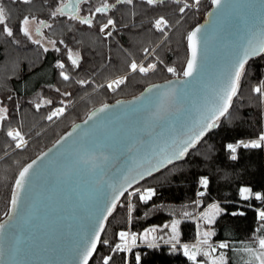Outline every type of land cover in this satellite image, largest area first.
I'll return each mask as SVG.
<instances>
[{
    "label": "trees",
    "instance_id": "1",
    "mask_svg": "<svg viewBox=\"0 0 264 264\" xmlns=\"http://www.w3.org/2000/svg\"><path fill=\"white\" fill-rule=\"evenodd\" d=\"M59 1L0 3L5 10V20L0 23V104L6 109L0 123V220L9 212L13 183L20 169L74 122L100 104L134 96L151 83L182 75L188 57L187 34L211 6V0H200L198 5L188 0L192 6L180 13L183 3L177 0L153 5L147 0H133L131 4L108 0L114 7L92 16L103 0H86L79 15L92 19L88 25L68 15L53 17ZM25 16L45 21L44 33L56 42L54 48L22 42L25 35L20 23ZM161 16L168 24L157 29L154 22ZM108 19L114 26L103 34L100 28ZM5 26L12 30L11 36L3 31ZM132 61L156 67L145 73L133 72L129 68ZM167 67L174 68L175 73L168 72ZM121 74H125L124 83L109 88L107 81ZM262 84L264 53L246 62L237 93L218 125L181 161L141 180L123 195L107 218L88 264H103L106 255L112 257L110 264H137V254L140 264H195L180 247L174 250L169 244L138 245L116 252L113 248L121 241V231L161 224L171 218L166 207L192 205L196 200L200 210L213 202L223 209L213 223L212 240L226 242V264H247L236 256L243 248L252 250L254 233L264 230V220L258 216V210L264 209V145L245 148L239 144L236 160L231 159L233 154L227 145L259 140L264 133V98L253 91ZM37 91L48 103L36 108L31 97ZM59 107L64 111L49 120L47 117ZM9 130L21 133L23 147H16V140L7 135ZM202 178H207L206 186L200 183ZM242 186L250 188V198L241 200ZM145 189H152L153 195L142 201L140 194ZM256 193L261 198H255ZM130 205L134 206L131 211ZM179 229L180 241L195 240L193 220L182 219Z\"/></svg>",
    "mask_w": 264,
    "mask_h": 264
},
{
    "label": "water",
    "instance_id": "2",
    "mask_svg": "<svg viewBox=\"0 0 264 264\" xmlns=\"http://www.w3.org/2000/svg\"><path fill=\"white\" fill-rule=\"evenodd\" d=\"M83 1L65 3L75 8ZM65 13L74 14L67 8ZM198 26L201 32L197 34L198 70L194 77L186 78L182 73L151 83L134 96L92 108L20 169L41 157L30 170L37 173L31 185L20 190L17 207L13 210L10 203L9 212L0 220L5 224L0 232V264H79V250L90 241V230L98 228L104 209L119 193L120 186L126 189L124 195L141 180L181 161L214 129L205 132L183 157L163 165L158 163L171 153L175 143L188 138L218 102L236 54L250 40H258L264 29V5L261 0H231L224 11L217 12L211 4L204 18L189 32ZM186 43L188 60L187 37ZM258 55H250L247 61ZM184 81L189 83L183 84ZM154 84L161 87L145 93ZM141 93L150 100L141 97ZM135 97L141 99L134 100ZM104 105L109 107L89 119L92 112ZM145 169L150 175L141 179L137 173L142 174ZM126 176H134L135 183L131 179L125 183ZM251 195V190L244 196L240 192L241 200ZM106 220L103 219L104 227Z\"/></svg>",
    "mask_w": 264,
    "mask_h": 264
},
{
    "label": "snow or ice",
    "instance_id": "3",
    "mask_svg": "<svg viewBox=\"0 0 264 264\" xmlns=\"http://www.w3.org/2000/svg\"><path fill=\"white\" fill-rule=\"evenodd\" d=\"M25 2H28V0H25ZM120 2H126L128 4H131L133 0H117V3ZM158 2H163V0H147V3L149 5L156 4ZM200 0H192L193 4L198 5ZM231 0H211L212 6L216 9L217 12L224 11L230 4ZM262 5H264V0H261ZM177 3H183V7L179 8L180 13H184L185 9L189 8L192 6V4L188 3V0H177ZM114 7V5L109 4L108 0H103L102 4L95 9V12H93L91 15L95 16L96 13H105L107 12L110 8ZM65 8L69 9V11L73 12V19H79L80 23L82 24H92V19L90 17H85V18H80L78 15L75 13H78L79 11V3H77L76 7L73 8L72 4L70 3H61L60 6H58L52 13L51 15L55 17L56 15H64L65 14ZM214 15V13H209V16ZM33 21L35 20V17L31 18ZM5 20V10L0 7V23H2ZM30 18L28 16H25L23 20L21 21V31L26 35L30 36L29 28L27 25L29 24ZM40 24H44L43 21H40ZM168 24V21L163 17H159L158 19L155 20L154 26L157 29H162L164 26ZM110 25L114 26V21L112 19H108L106 24H103L100 28V31L103 32L105 29H107ZM46 26V25H45ZM3 31L7 33V35L11 36L12 30L8 28L7 26L4 27ZM201 32V27H196L194 30L188 33L187 35V41H188V48H189V58L187 60L186 67L183 71V76L186 78L189 77H194V73L197 72L198 70V65H197V56H198V40H197V34ZM111 33H109L110 35ZM37 43L39 41H36ZM145 52H148V49H144ZM260 53H264V29L261 30L259 39L256 40L255 42L249 41L245 46L242 47V49L236 54L234 63L232 66V71L228 74L226 83L223 87L222 94L219 96L218 102L215 104V106L210 110L209 114L205 116L198 124L197 127L193 128L191 130V134L188 136L187 139L181 140L178 143L174 144V147L172 148V151L169 155H166L162 160L158 161L161 165H163L164 162L171 163L172 159H178L184 156L185 152H187L188 148L191 147L193 144L196 143L202 136H204L205 132H207L209 129L215 128L217 126V121L221 116H223L229 109V106L232 101V97L236 95L237 89L239 87L240 83V78L241 74L244 70L245 63L247 62L248 58L250 55H258ZM78 55L75 59H73V64L77 63L78 60ZM62 67V65H61ZM156 67L155 64H149L146 67L143 65H138L136 61H132L129 65V68L131 71H139L141 73H145L150 69H154ZM168 72L170 73H175V69L172 67H169L167 69ZM62 76H64V73H61ZM65 79H68L67 76H64ZM80 83H86L85 81H80ZM124 83V77H118L111 81L108 84L109 88H112L114 85L119 86L120 84ZM169 85H172V81L167 82ZM189 81H184L183 84H187ZM183 84L181 85L183 87ZM161 86L160 85H151L149 88L145 89V93H151L153 89H159ZM175 91V89H173ZM254 92L260 93L261 97L264 98V84H262L259 87L253 88ZM141 97H144L145 100H150V97H145L144 93H141ZM141 97H135L134 100H139ZM117 103H123L121 101H117ZM131 103V102H128ZM39 107V105H37ZM109 105H104L101 108L97 109L95 112H92L89 116V119H91L93 116H96L97 113L99 112H104L105 109H107ZM64 111L63 108L56 109L49 115L47 118L51 120L53 117L60 115ZM6 112V109L0 108V114ZM3 116L0 115V119H2ZM87 123V121H85ZM8 136L13 137L16 140V147L20 148L24 146V138L21 135L19 131L16 130H9L7 133ZM70 135V134H69ZM64 137H61V140H63ZM57 144L60 143V140L56 141ZM243 143V147L245 148H260L262 145H264V133H262L259 137V140H252L250 142L244 143V142H237V144H228L227 148L232 152V157L231 159L236 160L237 156L235 155L236 153V148L237 146ZM47 153H41V156H46ZM41 157H37L36 160H33L30 164L26 165L22 170H20L18 176L16 177L15 180V186L12 191V196H11V205L12 209L14 210L19 201L20 197V190L25 188V185H31L32 179L37 175L36 172H31L30 170L33 169V166L37 164V160H40ZM137 175L140 176V178H143V175H150V172L145 169L144 172L137 173ZM131 179L132 183H135V177H125V183H128V180ZM200 183L202 185H207L208 180L207 178H202ZM128 187H131V184H128ZM123 185L120 186V191L118 194L114 196V198L110 201V204L104 209L103 219H107V214H110L113 210V208L116 206V201L119 200L120 195H123L124 191ZM241 195L244 196L246 193L250 192V189L248 188H241L240 190ZM129 195H132V193H129ZM153 195L152 189H145L143 193L140 194V199L142 201H146L151 198ZM256 197L259 199L261 198L260 193H256ZM246 198V197H245ZM129 211H131V207L129 208ZM258 216L261 220H264V211H260L258 213ZM103 219L99 222L98 228H92L91 231V238L90 241L87 242L85 245L82 246V248L79 250V264H88V258L92 256L93 252L96 249L97 246V241L100 239V230L103 229ZM212 219H208V223H211ZM177 225L178 222L174 221L172 225V230H173V239L176 238L178 235V230H177ZM5 229V224L0 223V232H3ZM152 231H155L153 229ZM147 235V234H146ZM213 235L212 232H206L204 233V241L203 243H207V238ZM129 233L121 231L119 233V237L122 241V243L116 244L115 247L113 248V252L116 251H125L130 248L129 240H128ZM142 239H145V237H141ZM136 235L131 234V244L134 245L136 242ZM105 243H107L105 241ZM149 247H154V244H149ZM221 248L227 247L226 244H220L219 245ZM259 246L262 251H259L258 253L254 254L255 260L259 262V264H264V238L259 239ZM184 248V253L186 256L189 257L190 260L195 261L196 260V252L199 251V248L196 245H193L191 248L188 245H183ZM195 249V251L193 250ZM212 251H215V249H212ZM247 251L251 252V249H247ZM207 255V253H205ZM112 257L110 255H106L103 257V264H110V260ZM141 257L139 254L136 256V261L137 264H140ZM211 264H224V257L223 254L219 257V259H214L211 261Z\"/></svg>",
    "mask_w": 264,
    "mask_h": 264
},
{
    "label": "rangeland",
    "instance_id": "4",
    "mask_svg": "<svg viewBox=\"0 0 264 264\" xmlns=\"http://www.w3.org/2000/svg\"><path fill=\"white\" fill-rule=\"evenodd\" d=\"M1 1L2 0H0V3ZM62 1L64 0H60L59 4L62 3ZM28 17L30 18V21L27 27L29 28L31 38H29V36H26L22 32L25 35V39L22 42L26 44H34V43H37L36 41H39L38 43L41 44L45 48H52V47L54 48L56 45L55 44L56 42L48 38V36L45 35L44 33L45 25L40 26V20L37 19L36 17H35V20L33 21L31 18L34 16H28ZM20 28H21V23H20ZM112 29H113V25H110L107 28V30L105 29L102 33L107 34ZM70 54L72 56H76V52H72ZM137 64L143 65L144 67L147 68V66L143 64V61L137 62ZM168 68L169 67H167V69ZM118 77L125 78V74L116 75L110 78L107 81V84H109L111 81H113L114 79ZM113 87H115V85ZM31 101L33 102L36 108H37V105L41 107L48 103V100L44 96H42V94H40V91H37L31 97ZM0 108L5 109V107H3L1 104H0ZM0 115L4 116L5 112ZM0 123H1V119H0ZM241 142L247 143L245 140ZM240 144H243V143H240ZM200 193H202V191L199 192V194ZM130 207H131V210L134 208L133 205H130ZM165 210L169 214H171V218L168 221H165L161 224L148 226L140 231H129V230L124 231V232L129 233L128 240H129L130 248L126 251H129L131 248L138 246V245L148 246L151 243L154 245L169 244L170 246H172L174 250H178V247H180L184 253L183 245H188L190 248L193 245H196L199 248V251L196 252L195 264H211V261L214 259H219L221 254H223L224 264H226L227 254L225 253L224 248H221L219 246L220 244H226V242L224 241L214 242L212 240V235H211L210 237L207 238V243H203L205 239L204 233L206 232L213 233V223L216 217L223 211L222 207L220 206L218 202L210 203L201 210L199 209L198 200L192 203V205H171L169 207H166ZM260 211H263V209H259L258 213ZM149 213L147 212L146 215H149ZM209 218L212 219L211 223H208ZM182 219H191L194 221L195 228H196L195 240L186 241V242H182L179 240L180 238L179 225ZM174 221L178 222V225H177L178 235L176 236L175 239H173L174 234L172 230V225ZM153 229H155V231H152ZM259 232H260L259 229H257L253 235L252 240L250 241V245L253 244L252 250H254V252L252 250L251 252H249L247 251V249L243 248L241 251L238 252L239 254L236 256L238 259H241L242 261L247 262V264H259V262L255 260L254 254L258 253L259 251H262V249H260V246H259V239L264 238V230L262 233H259ZM131 234H135L137 237L134 245L131 244ZM145 236H146L145 239L141 238ZM119 243H122V241H120ZM212 247H215V252L212 251ZM205 253H207V255H205Z\"/></svg>",
    "mask_w": 264,
    "mask_h": 264
},
{
    "label": "flooded vegetation",
    "instance_id": "5",
    "mask_svg": "<svg viewBox=\"0 0 264 264\" xmlns=\"http://www.w3.org/2000/svg\"><path fill=\"white\" fill-rule=\"evenodd\" d=\"M67 0H64V1H62V3H65ZM86 0H84L83 2H80L79 3V11H80V7H81V5L85 2ZM61 5V3L59 4V6ZM79 11H78V16L80 17V15H79ZM64 15H68V16H72V15H70V14H67V13H65ZM83 18H85V17H83ZM44 22V24H40V26L42 25V26H44L46 23H45V21H43ZM38 30V29H37Z\"/></svg>",
    "mask_w": 264,
    "mask_h": 264
},
{
    "label": "bare ground",
    "instance_id": "6",
    "mask_svg": "<svg viewBox=\"0 0 264 264\" xmlns=\"http://www.w3.org/2000/svg\"><path fill=\"white\" fill-rule=\"evenodd\" d=\"M107 30V29H106ZM263 211H264V209H263Z\"/></svg>",
    "mask_w": 264,
    "mask_h": 264
}]
</instances>
